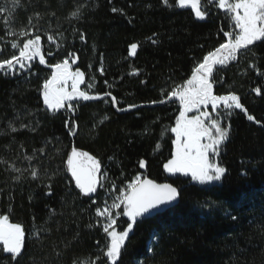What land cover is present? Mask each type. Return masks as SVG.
<instances>
[{
    "label": "trees",
    "instance_id": "trees-1",
    "mask_svg": "<svg viewBox=\"0 0 264 264\" xmlns=\"http://www.w3.org/2000/svg\"><path fill=\"white\" fill-rule=\"evenodd\" d=\"M0 8L5 9L0 13V60L18 54L10 47L13 41L22 46L30 38L7 34L5 17H10L9 31L17 33L31 29L32 17L46 60L41 65L37 58L30 70L15 75L0 72V215L20 224L25 234L23 254L15 260L0 245V264H91L97 257L102 264L108 238L98 226L96 208L106 206L108 190H121L141 175L172 184L180 201L164 213L138 218L118 264H264V43L250 46L216 76L215 93L237 94L260 123L238 109L222 116L230 132L216 161L227 173L219 182L200 184L163 167L175 150L170 129L179 101L152 105L161 104L205 54L225 42L221 29L230 31L232 22L223 12L213 5L207 19L199 20L191 9L166 7L161 0H19L18 6L0 0ZM76 8L79 17L72 18ZM49 34L57 43L47 40ZM133 43L138 48L130 56ZM64 59L73 71L84 73L83 91L91 84L90 95L110 92L117 105L106 97L73 101L74 112L47 110L41 85L51 77V66ZM257 87L260 95L253 91ZM66 120L78 125L75 135L69 134ZM73 147L101 164L103 188L91 199L80 194L68 170ZM13 164L21 171L12 170ZM32 168L39 169L37 179L30 175ZM205 205L209 211L202 210ZM117 221V230L130 222L123 216Z\"/></svg>",
    "mask_w": 264,
    "mask_h": 264
},
{
    "label": "snow or ice",
    "instance_id": "snow-or-ice-1",
    "mask_svg": "<svg viewBox=\"0 0 264 264\" xmlns=\"http://www.w3.org/2000/svg\"><path fill=\"white\" fill-rule=\"evenodd\" d=\"M12 3L14 6H18L19 0H12ZM161 3L166 7L191 8L199 20L207 19L208 9L214 5L217 11L223 12L232 22L230 31L221 29L225 42L205 54L191 70L190 77L173 87L158 101L163 104L178 100L180 105L175 126L170 129L175 135V139L172 140L175 150L172 153V158L163 165L164 170L170 174L190 175L193 181L200 184L219 182L226 175L227 169L213 157L219 156L221 147L227 141L230 132V124L224 126L222 116H231L233 111L238 109L246 115L249 121H255V118L247 113V109L241 104L237 94L230 92L219 95L215 93L216 76L231 61L237 60L239 55L247 54L251 50L250 46H254L256 42L264 43V0H174V3L170 0H161ZM112 10L117 11L115 8ZM4 11V8H0V13ZM34 16L37 21L41 19L38 12ZM70 16L78 18L79 8L74 9ZM4 24L8 26L5 28L7 34L30 38L23 39L22 46L18 41H13L10 44L12 49L18 51V54H12L9 58L0 60V72L15 75L18 72L30 70L32 61L37 58H39V64H46L42 51V36L38 34L39 27L37 24H33L32 17H29L28 21L31 26L30 30L22 27L18 33L9 31L10 17H5ZM81 38L83 39V36ZM47 40L57 43L50 34L47 36ZM137 48L136 43L131 44L129 55L135 56ZM3 50L0 48V52ZM51 67L54 68V71L50 78L43 81L40 89L43 104L47 110L57 112L60 109H65L74 112L73 101L87 102L105 97L111 98L113 106L117 105L118 101L110 92L90 95L88 92L80 90L78 86L84 82V73L78 68L74 72L71 71L68 59ZM100 71L103 73V68ZM257 71L259 72V70ZM68 81L72 82L71 91L66 87ZM91 87L90 84L89 88ZM253 91L257 95L261 94L259 87L254 88ZM152 103H157V101ZM132 107L136 106L129 105V108ZM209 107L211 111L208 110ZM221 108L224 109L223 113L220 111ZM117 110L124 111L126 109L118 108ZM191 112L197 114L189 116L188 114ZM255 122L260 123L259 121ZM65 127L69 130L70 135H75L78 131V125L74 120H66ZM9 128L12 132L17 131L11 124ZM39 152L44 154V148L39 149ZM25 159L31 162L34 156H25ZM83 159L90 162L86 170ZM139 164L141 168L145 166L143 160ZM67 166L80 194L91 199L92 194L97 193L98 190V174H101L100 162L87 152L73 147L67 159ZM11 168L16 172L21 171L15 168L14 164ZM30 175L33 179H37L39 169L32 168ZM15 179L18 181L20 177L17 176ZM48 188L50 190L51 185H48ZM48 194H51L50 191ZM179 195V190L170 183H157L147 178L141 180L137 176L128 184L126 191H121L120 195L115 197L110 206H105L103 209L97 207L98 226L102 228L108 238L105 248L102 249V264H118L122 250L130 232L138 222V218L145 214H151L154 210L159 212L161 208L170 210L169 206L174 205ZM92 203L95 204L96 201L92 200ZM112 209H122V211L113 213ZM117 216L127 217L130 221L126 222V227L123 230H117ZM231 218L237 219L235 216ZM36 235L39 236V232ZM24 239L25 234L22 226L10 223L7 215H0L2 251L11 254L13 260L17 259L23 254ZM155 239V234H153V240L155 241ZM148 250L151 251V248ZM100 260L101 257H97L91 261V264H97V261Z\"/></svg>",
    "mask_w": 264,
    "mask_h": 264
},
{
    "label": "rangeland",
    "instance_id": "rangeland-1",
    "mask_svg": "<svg viewBox=\"0 0 264 264\" xmlns=\"http://www.w3.org/2000/svg\"><path fill=\"white\" fill-rule=\"evenodd\" d=\"M180 9H182V8H180ZM183 9H191V8H183ZM16 53H18L17 50H16ZM70 70L73 71L71 66H70ZM73 72H74V71H73ZM71 83H72L71 81H68V83H67V85H66V87H67V89H68L69 91H71ZM83 86H84V82H83L82 84H80L78 87H79L80 90H82V87H83ZM93 89H94V87H93V85H92L91 88H89V86H88L87 90H84V91L90 92V91L93 90ZM82 91H83V90H82ZM92 92H93V91H92ZM208 110L211 111V108L209 107ZM196 114H197V113H195V112H191V113H189L188 115H189V116H192V115H196ZM213 159L216 160V157H213ZM83 164H84V167L86 168V167L88 166L89 163H88V164H87V163H83ZM176 174H181V173H176ZM183 175H184V174H183ZM187 176H190V175H187ZM139 177L141 178V180L144 179L143 175H141V176H139ZM190 177H191V176H190ZM98 180H99V185H98V190H99V189H102V188H103V186H100V185H103V184H102V182L100 183L99 174H98ZM127 186H128V185H127ZM127 186L124 187V188H122L121 190H116L115 188H113V189H111V190H108L107 193H106V195H105V198H106V206H110V205L113 203L115 197H117L118 195H120V192H121V191H126V190H127ZM98 190H97V191H98ZM210 208H211L210 205H205V206L202 207V210L209 211ZM112 211H113V213H116V212H120V211H122V209H112ZM118 218H119V216L116 217L117 220H118ZM0 245H2V243H0ZM2 246H3V245H2Z\"/></svg>",
    "mask_w": 264,
    "mask_h": 264
},
{
    "label": "water",
    "instance_id": "water-1",
    "mask_svg": "<svg viewBox=\"0 0 264 264\" xmlns=\"http://www.w3.org/2000/svg\"><path fill=\"white\" fill-rule=\"evenodd\" d=\"M106 98V97H105ZM104 98V99H105ZM104 99H100L99 101H103ZM96 101V100H95ZM168 102H166V103H163V104H156V105H152V106H160V105H165V104H167ZM140 108H142V107H139V108H137V109H140ZM133 110H135V109H128V110H126V111H133ZM87 169V167L85 168V170ZM93 195V194H92ZM179 201H180V195H179V198H178V200L174 203V205H172V206H169V209H172V208H174V207H176L178 204H179ZM166 211H168V210H165V208H161L160 210H159V212H157V211H153L151 214H145V216H152V215H156V214H160V213H164V212H166Z\"/></svg>",
    "mask_w": 264,
    "mask_h": 264
}]
</instances>
